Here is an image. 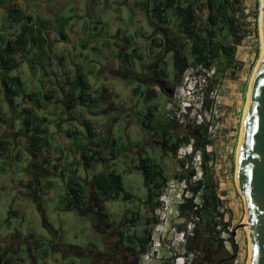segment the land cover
<instances>
[{
	"label": "crops",
	"instance_id": "obj_1",
	"mask_svg": "<svg viewBox=\"0 0 264 264\" xmlns=\"http://www.w3.org/2000/svg\"><path fill=\"white\" fill-rule=\"evenodd\" d=\"M161 3L165 0H0V103L5 105L0 104V161H9L8 168L0 167V199H8L0 203V264H70L68 258L110 264L104 257L112 252L104 247L94 214L100 210L105 223L121 230L117 243L124 237V210L116 215L107 206L124 200L100 195L96 179L110 172L141 173L136 148L145 146L147 129L150 140L173 137L171 130H157L177 81V46L159 37L171 36L169 29L178 22L175 7L185 5L175 2L159 20L154 9ZM6 82L16 95L7 93ZM137 130L143 135L132 143L129 158L120 157L117 141L124 136L128 141ZM83 154L90 160L87 167ZM23 160L16 178L13 164ZM75 182L84 197L92 191L90 204L72 200L69 187ZM87 205L91 209L83 212ZM64 213L87 219V231L100 248L65 243ZM98 253L101 260L95 259ZM137 264L159 259L140 255Z\"/></svg>",
	"mask_w": 264,
	"mask_h": 264
},
{
	"label": "rangeland",
	"instance_id": "obj_2",
	"mask_svg": "<svg viewBox=\"0 0 264 264\" xmlns=\"http://www.w3.org/2000/svg\"><path fill=\"white\" fill-rule=\"evenodd\" d=\"M190 1L189 4L193 5L199 25L204 24L207 16L206 2L203 0ZM179 2L185 6L187 5L182 0H179ZM233 6L235 8L232 11L234 12L236 25L239 28L237 35L241 37V42L239 45H234L235 50L231 65L224 66L221 59L213 61L211 68L215 69V74L212 76V80L206 83L205 90L202 92L204 108L207 113L214 116L211 120L213 131L208 133L204 127L197 128L192 117H187L186 122L181 125L169 122L165 118V110L160 111L158 116L160 125L157 131L159 133L167 131L168 133L171 130L173 137L166 138V135L163 134L161 139L150 140L153 138L152 130L147 129L146 144L141 148H136V151L141 157H149L161 167L168 179L167 183L158 192H148L144 186L143 175L139 171H124V173H120L124 191L131 196V199L129 201H110L108 203V209L116 215L121 214L120 208L124 210V233L128 236L132 234L136 236L133 244L126 243L127 241L125 243L138 250V261L140 255L148 252L154 254L153 258L149 260L150 262L154 257H158L159 264H191L193 255L187 250L186 246L191 241L190 238L194 236V225L199 221L201 223L207 220L209 221L210 230H212V244L208 245L207 242L203 246L202 239L205 236H202L203 234L200 232L197 241L201 239V242L196 241L195 247L202 246L221 256L225 250L232 257L231 264L248 263L249 240L247 232L245 227H237L245 224L246 219L245 199L239 193L236 183L237 147L249 84L261 53L259 28L261 0H233ZM172 25L173 29H169L171 36L168 39L160 36L159 39L161 42L164 41V44L170 39L174 40L175 46H177L175 53H179L176 55H188V68L193 69L191 77L194 82L196 81V87H198L203 72L196 70V67L193 66L190 40H186L180 34L178 22L175 23L174 21ZM221 38L219 36L216 40ZM180 83L181 78L174 85L177 86ZM172 92L168 102L171 100ZM211 92L215 94H211ZM2 107L5 108V105H2ZM194 129H198L200 135L208 143L205 163H202L203 158L199 152L194 150V147L200 149L203 143V141L196 140L193 137ZM142 132L140 130H137V133L132 132V135L128 137V141L126 136H124V141H117L118 145L116 147L120 157L127 156L129 158L128 154L133 150L132 143L142 137ZM173 143L178 144L175 151L172 149ZM25 163L26 161L23 160L21 163L16 162L13 164V168L17 167V170H13V175L16 178H20L19 173L22 172V166ZM137 163L136 161L133 165H137ZM8 164L9 161H6V163L0 161L2 169L8 168ZM204 165L219 201L218 212L212 214L208 212L201 213V220L194 214L191 215V213H186V217L182 218L179 216L178 204L180 200L178 201V198L182 194L187 197L190 196V192H187L185 187L188 186L189 180L193 185L196 180L202 177V166ZM192 171H195V173L192 174ZM180 175H182V179L179 178ZM88 185L91 187L93 182ZM92 198L93 193L89 189L85 194V200L90 204ZM7 202L8 199H4L2 196L0 199L1 205ZM195 203L203 204L200 195L195 198ZM88 208H90L89 205H87V208L82 209L83 212ZM132 214H136L137 218L132 219ZM64 215L65 243L77 246L93 244L100 248V240L94 239L93 235L87 231V219L83 217L75 218V216H70L68 213H64ZM128 219L132 220L128 221ZM147 219L151 221L150 225L146 224ZM199 231L202 230L199 229ZM148 234L150 240L145 242ZM138 239L144 242L143 251H141V244L136 243ZM40 243H42V240ZM43 243L46 245V240H43ZM69 262L70 264L72 262L73 264H81L75 258L74 260L68 258L67 263ZM197 264H202V262L197 260Z\"/></svg>",
	"mask_w": 264,
	"mask_h": 264
},
{
	"label": "trees",
	"instance_id": "obj_3",
	"mask_svg": "<svg viewBox=\"0 0 264 264\" xmlns=\"http://www.w3.org/2000/svg\"><path fill=\"white\" fill-rule=\"evenodd\" d=\"M177 1L179 0H165L164 4L161 3L154 9V14L161 20L165 10L173 7L174 3H177ZM205 6L207 8L206 21L204 24L199 25L192 4H188L184 7L177 5L175 11L178 16L179 32L186 40H190V51L193 57L194 67L197 68L201 66L203 69L208 70L213 65L215 59H221L224 66L227 67L233 62L234 45H239L241 42V37L237 35L239 28L236 25L234 12L232 11L235 8L233 6V0H206ZM219 36L222 38L216 40ZM176 54L179 53L177 52ZM188 67L187 59L183 55H177L174 61L177 81L180 80L181 75ZM5 85L7 87V93L10 96L17 94V91L10 87L7 82ZM12 85L15 88L19 87V82L13 81ZM26 96L31 99L30 95ZM151 119L152 114L149 113L147 115V120L150 121ZM146 127L149 128L148 125H146ZM193 137L196 140L203 141L200 149L194 147V150L199 152L200 156L203 158L202 163H205L207 156L206 146L208 143L206 139L200 135L198 129H194ZM177 145V143H173V151L177 149ZM92 157L93 156H91L90 159H92ZM82 160L87 167L90 160L84 154L82 155ZM138 168L143 175L144 186L148 192H158L167 183L168 179L164 171L149 157L140 158ZM193 173H195V171H192V174ZM179 178L182 179V175H180ZM190 182L189 180L187 183L188 186L185 187V190L190 192V196L187 197L182 195V201L178 204L179 216L184 218L186 217V213H191V215L194 214L201 220V213H217L219 201L215 195V188L212 185V181L206 172L205 165L202 166V177L196 180L193 185H191ZM95 188L96 192L109 200H114L120 196L124 201L131 199V196L124 191L121 175L114 172L104 174L96 179ZM69 194L76 204H84L85 197L78 182H75L72 187H69ZM198 195H200L203 202L202 205L195 203V198ZM150 223L151 221L147 219L146 224L150 225ZM199 229L202 231H199ZM200 232L203 234L202 236H205V238L202 239L203 246H205L207 242L208 245L212 244V230H210L209 221L206 220L201 223L199 221L194 225V236L190 238L191 241H189L186 246L187 250L193 255L191 264H197V260H200L202 264H231L232 257H230L225 250L221 256L202 246L198 245L195 247V242ZM149 240L150 235L148 234L145 242ZM198 240L200 241L201 239ZM143 248L142 246L141 251L144 250Z\"/></svg>",
	"mask_w": 264,
	"mask_h": 264
},
{
	"label": "water",
	"instance_id": "obj_4",
	"mask_svg": "<svg viewBox=\"0 0 264 264\" xmlns=\"http://www.w3.org/2000/svg\"><path fill=\"white\" fill-rule=\"evenodd\" d=\"M260 31L262 57L250 82L237 147L236 183L247 212L246 224L237 227H248L247 264H264V0Z\"/></svg>",
	"mask_w": 264,
	"mask_h": 264
},
{
	"label": "built area",
	"instance_id": "obj_5",
	"mask_svg": "<svg viewBox=\"0 0 264 264\" xmlns=\"http://www.w3.org/2000/svg\"><path fill=\"white\" fill-rule=\"evenodd\" d=\"M195 69L203 72L198 84L199 86L196 87V81L194 82L191 77L193 69H186L181 75L180 85H175L172 90L171 100L164 107L165 118L169 122L181 125L186 122L187 117H192L193 123L197 128L204 127L208 133H211L213 131L211 120L214 116L205 110L202 92L205 90L206 83L215 74V69L210 68L206 70L201 66ZM156 90L159 91L158 88ZM211 94L215 93L211 92ZM182 195L178 198L180 202L182 201ZM153 256V253L148 252L142 254V258L147 261L151 260Z\"/></svg>",
	"mask_w": 264,
	"mask_h": 264
},
{
	"label": "flooded vegetation",
	"instance_id": "obj_6",
	"mask_svg": "<svg viewBox=\"0 0 264 264\" xmlns=\"http://www.w3.org/2000/svg\"><path fill=\"white\" fill-rule=\"evenodd\" d=\"M129 201V200H128ZM91 209V208H89ZM91 212L94 213V208H92ZM96 213L94 216H96V227L100 229V227L103 228L104 237V247L107 251H111L112 255L108 257H104V259L107 260V263L110 264H137L138 261V250L133 248L130 244H133V241L136 240V236L132 234L131 236H128L126 233H124V237L122 240H118L117 243H115V239L120 235L121 230L113 228L112 225L105 223L103 221V215L100 210H96ZM135 216L132 217V219ZM132 219H128V221H131ZM134 237V238H133ZM130 243V244H126ZM137 244H141L144 247V242L140 239L137 240ZM103 258L102 253H98L97 257L95 259L101 260Z\"/></svg>",
	"mask_w": 264,
	"mask_h": 264
},
{
	"label": "bare ground",
	"instance_id": "obj_7",
	"mask_svg": "<svg viewBox=\"0 0 264 264\" xmlns=\"http://www.w3.org/2000/svg\"><path fill=\"white\" fill-rule=\"evenodd\" d=\"M262 2H263V0H261V8H262ZM260 19H261V9H260V18H259V28H260ZM260 41H261V31H260ZM261 57H262V43H261V53H260V57H259V60H258V63H257V65L259 64V62H260V60H261ZM257 65H256V67H257ZM256 67H255V69H256ZM254 69V70H255ZM254 73V72H253ZM252 79V78H251ZM251 82V81H250ZM249 87H250V84H249ZM248 93H249V88H248V92H247V99H248ZM246 105H247V102H246ZM246 105H245V109H244V115H245V110H246ZM243 119H244V116H243ZM242 123H243V120H242ZM244 197V196H243ZM245 199V198H244ZM244 202H245V205H246V201L244 200ZM246 219H247V212H246ZM246 219H245V224H246ZM245 230H246V232H247V234H248V227H247V225H245ZM248 236V235H247Z\"/></svg>",
	"mask_w": 264,
	"mask_h": 264
},
{
	"label": "clouds",
	"instance_id": "obj_8",
	"mask_svg": "<svg viewBox=\"0 0 264 264\" xmlns=\"http://www.w3.org/2000/svg\"><path fill=\"white\" fill-rule=\"evenodd\" d=\"M180 203V202H179Z\"/></svg>",
	"mask_w": 264,
	"mask_h": 264
}]
</instances>
